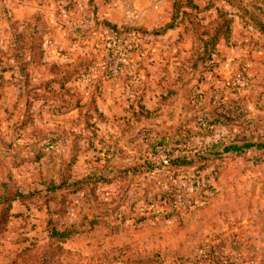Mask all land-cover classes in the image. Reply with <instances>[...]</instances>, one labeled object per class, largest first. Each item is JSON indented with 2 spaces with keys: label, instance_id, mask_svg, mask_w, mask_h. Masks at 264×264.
<instances>
[{
  "label": "rangeland",
  "instance_id": "1",
  "mask_svg": "<svg viewBox=\"0 0 264 264\" xmlns=\"http://www.w3.org/2000/svg\"><path fill=\"white\" fill-rule=\"evenodd\" d=\"M242 135L264 0H0V264H264V150L205 156Z\"/></svg>",
  "mask_w": 264,
  "mask_h": 264
},
{
  "label": "trees",
  "instance_id": "2",
  "mask_svg": "<svg viewBox=\"0 0 264 264\" xmlns=\"http://www.w3.org/2000/svg\"><path fill=\"white\" fill-rule=\"evenodd\" d=\"M230 22H231L230 20H227L226 29L224 30L223 33L219 34V32L216 31L215 34H212V39L206 42V45H209L210 49L209 51L206 49L204 53L205 52H208L207 54L211 53L212 49L216 47V45L219 43L221 39L227 40L229 38ZM218 147H220L221 151H218ZM213 148L216 151L211 150L209 153L205 155L206 157L210 158L212 155L221 156L223 154H228V153H235L236 155L240 156L251 150L263 151L264 140L254 142L252 139H249L245 135H242L240 139H234L230 141L227 145L226 143H222L220 145L214 146ZM205 160L207 161L208 159ZM4 203H6L5 200H0V205H3ZM54 234H55L54 237L60 241L67 240L69 236L68 233L65 232L61 233L58 231H54Z\"/></svg>",
  "mask_w": 264,
  "mask_h": 264
}]
</instances>
